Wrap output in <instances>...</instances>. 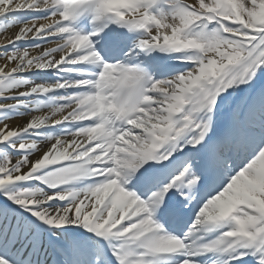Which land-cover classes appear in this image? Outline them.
<instances>
[{
	"label": "snow or ice",
	"instance_id": "1",
	"mask_svg": "<svg viewBox=\"0 0 264 264\" xmlns=\"http://www.w3.org/2000/svg\"><path fill=\"white\" fill-rule=\"evenodd\" d=\"M0 264H264V0H0Z\"/></svg>",
	"mask_w": 264,
	"mask_h": 264
}]
</instances>
